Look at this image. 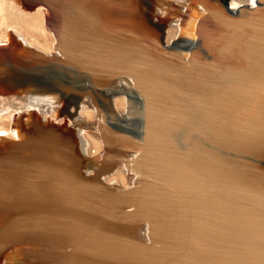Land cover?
I'll return each mask as SVG.
<instances>
[{"label": "water", "instance_id": "95a60500", "mask_svg": "<svg viewBox=\"0 0 264 264\" xmlns=\"http://www.w3.org/2000/svg\"><path fill=\"white\" fill-rule=\"evenodd\" d=\"M14 1L27 11L40 9L47 15L46 29L55 38L53 53L19 47V35L9 32L7 42L0 44V85L9 76L71 66L78 77L61 92L69 99L64 105L75 108L82 88L121 79L141 101L139 128L145 142L154 145L161 134L167 138L156 146L152 159L141 160L136 147L106 146L110 153L112 147L118 154L117 148L122 150L126 160L112 158L111 165L122 163L133 176L129 186L108 184L111 192H126L134 200L142 191L149 195L150 188H167L190 207L185 247L160 261L138 263L182 264L186 255L190 264L204 246L214 249L204 264H264V179L253 167L254 160L264 161V0L235 7L228 0H188L186 9L169 6L157 14L145 12L144 0H59L56 8L53 0ZM194 7L201 12L188 31L191 43L186 53L175 54L164 41V23L171 18L182 23ZM4 87L0 111L11 114L15 137L0 136V208L19 210L25 202L7 194L9 181L2 169L22 164L24 157L40 158V134L52 125L44 121L43 109L24 104L25 87ZM28 173L22 183L31 187L41 182V171L32 168ZM95 173L81 175L82 182L59 176L58 186L64 183L76 190L74 185L80 188ZM103 218L99 216L95 225ZM230 233L235 251L225 248L232 242L227 241ZM87 235L60 250L58 258L80 264Z\"/></svg>", "mask_w": 264, "mask_h": 264}, {"label": "bare ground", "instance_id": "6f19581e", "mask_svg": "<svg viewBox=\"0 0 264 264\" xmlns=\"http://www.w3.org/2000/svg\"><path fill=\"white\" fill-rule=\"evenodd\" d=\"M228 1L233 7L252 0ZM53 2L56 8L59 0ZM189 5L188 0H144L148 14L165 11L169 6L186 9ZM200 12V8L194 7L190 12L193 15L182 23L177 18L164 23V41L175 54L186 53L191 43L188 31L191 32ZM45 15L40 9L27 11L14 0H0V44L7 42L12 31L20 37L19 47L52 54L55 38L46 29L49 21ZM55 67L9 76L0 85V94L5 91L4 86L9 90L25 87L24 104L43 109L44 121L52 125L40 134L39 148L44 149L40 158L37 154L34 160L24 157L22 164L18 161V165L9 164L2 169L9 181L7 194L25 203L19 210H13L12 206L0 208V264H65L63 258H58L59 251H65L86 234L80 264H139L138 261H160L166 255H176L190 240L191 213L186 199L167 188L153 187L149 195L142 191L133 200L126 197L129 195L126 192H111L107 187L108 184L129 186L133 176L122 163L111 165L114 158L126 160L122 150L116 147L121 153L118 154L112 147L110 153L106 146L112 144L126 150L136 147L142 154L141 160L152 159L156 146L167 138L161 134L157 144L145 142V132L140 133L139 128L141 101L121 79L88 90L82 88L81 81L82 91L75 108L64 105L69 99L61 88H69L78 74L71 66ZM131 74L137 79L133 71ZM11 125V114L0 111L1 137H15L11 135ZM97 161L100 164L95 168ZM126 165L131 167L128 161ZM253 165L264 179V161L254 160ZM32 168L41 171L43 178L28 187L20 179ZM87 173H95L94 179L81 183L80 188L74 185L76 190L69 185L64 187V183L58 186L62 180L59 176L78 180ZM47 187L52 193L45 192ZM99 216H104L103 221L95 225ZM232 238L230 233L227 241L232 242L225 248L235 251ZM149 242L155 246L142 244ZM214 243L218 245L217 241ZM213 253V248L199 246L190 264H204L203 260L211 258ZM187 257L181 258L182 264H186Z\"/></svg>", "mask_w": 264, "mask_h": 264}, {"label": "snow or ice", "instance_id": "6c2138e0", "mask_svg": "<svg viewBox=\"0 0 264 264\" xmlns=\"http://www.w3.org/2000/svg\"><path fill=\"white\" fill-rule=\"evenodd\" d=\"M236 5H233V7H235Z\"/></svg>", "mask_w": 264, "mask_h": 264}]
</instances>
